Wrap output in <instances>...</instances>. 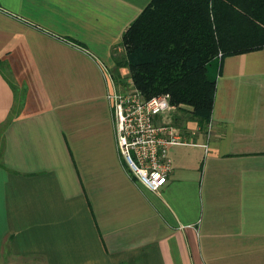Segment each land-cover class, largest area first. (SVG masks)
I'll return each instance as SVG.
<instances>
[{
    "label": "crops",
    "instance_id": "0c3cea01",
    "mask_svg": "<svg viewBox=\"0 0 264 264\" xmlns=\"http://www.w3.org/2000/svg\"><path fill=\"white\" fill-rule=\"evenodd\" d=\"M150 0H0V264H264V46L215 58L210 121L157 192L116 146L106 98Z\"/></svg>",
    "mask_w": 264,
    "mask_h": 264
},
{
    "label": "trees",
    "instance_id": "16d2710c",
    "mask_svg": "<svg viewBox=\"0 0 264 264\" xmlns=\"http://www.w3.org/2000/svg\"><path fill=\"white\" fill-rule=\"evenodd\" d=\"M126 66L145 97L169 93L188 118L210 121L215 58L264 46V0H150L123 32Z\"/></svg>",
    "mask_w": 264,
    "mask_h": 264
},
{
    "label": "built area",
    "instance_id": "2783aa9c",
    "mask_svg": "<svg viewBox=\"0 0 264 264\" xmlns=\"http://www.w3.org/2000/svg\"><path fill=\"white\" fill-rule=\"evenodd\" d=\"M110 85L106 90L115 126L116 146L134 178L151 191L167 182L172 162L168 146L184 144L181 131L159 116L176 106L169 93L145 97L129 75L114 83L104 67Z\"/></svg>",
    "mask_w": 264,
    "mask_h": 264
}]
</instances>
